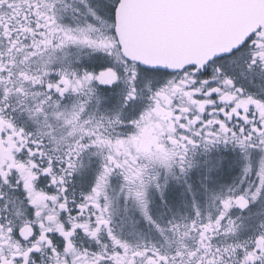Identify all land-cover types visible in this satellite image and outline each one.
<instances>
[{
	"label": "snow or ice",
	"instance_id": "6c2138e0",
	"mask_svg": "<svg viewBox=\"0 0 264 264\" xmlns=\"http://www.w3.org/2000/svg\"><path fill=\"white\" fill-rule=\"evenodd\" d=\"M0 264H264V0H0Z\"/></svg>",
	"mask_w": 264,
	"mask_h": 264
}]
</instances>
